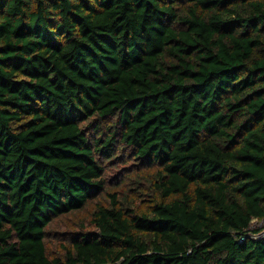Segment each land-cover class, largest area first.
<instances>
[{"label":"trees","instance_id":"16d2710c","mask_svg":"<svg viewBox=\"0 0 264 264\" xmlns=\"http://www.w3.org/2000/svg\"><path fill=\"white\" fill-rule=\"evenodd\" d=\"M263 229L264 0H0V264H264Z\"/></svg>","mask_w":264,"mask_h":264},{"label":"rangeland","instance_id":"374dc122","mask_svg":"<svg viewBox=\"0 0 264 264\" xmlns=\"http://www.w3.org/2000/svg\"><path fill=\"white\" fill-rule=\"evenodd\" d=\"M122 170L118 172H110L107 175V187L114 191H120L119 189L125 187L124 184L120 183ZM121 194V193H120ZM132 194V192H131ZM99 200H102L99 198ZM98 201V200H97ZM107 203V200H104ZM95 201L92 202V206H88L85 210L64 216L62 218L57 219L48 227L47 233V246L50 253L59 252L61 250L62 243H66L69 239L72 232L79 231L82 229L81 224L82 221H85L87 227H90L89 219L90 212L93 210ZM257 225H262L263 223L255 222Z\"/></svg>","mask_w":264,"mask_h":264},{"label":"built area","instance_id":"2783aa9c","mask_svg":"<svg viewBox=\"0 0 264 264\" xmlns=\"http://www.w3.org/2000/svg\"><path fill=\"white\" fill-rule=\"evenodd\" d=\"M255 237H264V229L260 231L259 233H256Z\"/></svg>","mask_w":264,"mask_h":264}]
</instances>
